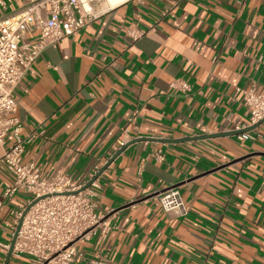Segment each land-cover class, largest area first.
Wrapping results in <instances>:
<instances>
[{"label":"crops","instance_id":"0c3cea01","mask_svg":"<svg viewBox=\"0 0 264 264\" xmlns=\"http://www.w3.org/2000/svg\"><path fill=\"white\" fill-rule=\"evenodd\" d=\"M2 2L0 16L24 6ZM95 9L87 28L45 49L16 90L20 135H34L23 161L44 173L59 168L88 182L122 148L118 140L147 139L97 178L96 211L113 228L78 242L85 258L73 264L98 255L105 264H264V122L244 139L158 141L246 129L244 92L264 88V0H99ZM178 79L191 90L172 89ZM13 143L9 134L4 147ZM173 186L184 216L161 208L159 194ZM26 200L19 192L0 206V264L12 212ZM37 263L12 254L8 264Z\"/></svg>","mask_w":264,"mask_h":264},{"label":"built area","instance_id":"2783aa9c","mask_svg":"<svg viewBox=\"0 0 264 264\" xmlns=\"http://www.w3.org/2000/svg\"><path fill=\"white\" fill-rule=\"evenodd\" d=\"M23 1L24 6L17 12L0 16V146L3 148L0 171L7 175L2 197L5 201L19 192L27 196L24 206L12 212L14 233L20 224L12 254L31 255L37 259V264H73L85 258L77 247L78 242L96 234L106 238L113 228L96 211L97 179L81 191L97 172L91 174L87 182L59 168L44 173L35 163L23 161L26 145L34 135H20L22 124L16 115V90L47 47L56 46L62 39L87 28L99 16L95 9L99 0ZM0 3L3 4L2 0ZM33 32L39 35L29 39ZM170 87L185 93L191 90L186 81L179 79ZM244 104L250 113L249 123L244 128L264 120V88L257 90L253 86L246 90ZM9 134L14 137V143L4 147ZM249 137V133L240 135L242 139ZM118 143L123 147L126 142L120 139ZM156 158L161 162L165 156L157 151ZM158 197L164 212L187 214L178 187L166 188ZM88 264H105V260L98 255L89 259Z\"/></svg>","mask_w":264,"mask_h":264},{"label":"water","instance_id":"95a60500","mask_svg":"<svg viewBox=\"0 0 264 264\" xmlns=\"http://www.w3.org/2000/svg\"><path fill=\"white\" fill-rule=\"evenodd\" d=\"M264 120H262L261 122H259L258 124L254 125V126H251V127H248L246 129H242V130H236V131H233V132H227V133H220V134H213V135H210V136H198V137H194V138H186V139H180V140H171V139H162V140H158L160 142H164V143H178V142H184V141H188V140H201V139H206V138H213V137H218V136H227V135H241V134H244V133H249L253 130H255L257 127H259V125L261 123H263ZM142 140H147V139H139V140H134L133 142H131L130 144L132 143H135V142H139V141H142ZM156 140V139H155ZM130 144H126L124 145L112 158L111 160H109V162H107V164H105V166L101 169L100 172H98V174H96V176L91 179L82 189V190H85L86 188H89L91 186V184L105 171V169L115 160V158L124 151V149L130 145ZM35 202H33L34 204ZM31 204V205H33ZM31 205L26 209L25 213L27 212V210L31 207ZM21 223V222H20ZM20 227V224L17 228V230L15 231L14 233V237H13V240H12V243L10 245V248H9V252H8V257H7V260L5 262V264H8L11 257H12V253H13V247H14V243L16 241V238H17V234H18V229Z\"/></svg>","mask_w":264,"mask_h":264},{"label":"bare ground","instance_id":"6f19581e","mask_svg":"<svg viewBox=\"0 0 264 264\" xmlns=\"http://www.w3.org/2000/svg\"><path fill=\"white\" fill-rule=\"evenodd\" d=\"M108 1H109V3H110L111 5L115 6V5H117V4L122 3V2L125 1V0H108Z\"/></svg>","mask_w":264,"mask_h":264}]
</instances>
